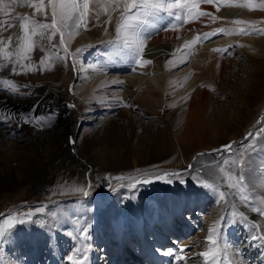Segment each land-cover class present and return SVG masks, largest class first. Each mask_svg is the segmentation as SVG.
<instances>
[{"label":"rangeland","instance_id":"374dc122","mask_svg":"<svg viewBox=\"0 0 264 264\" xmlns=\"http://www.w3.org/2000/svg\"><path fill=\"white\" fill-rule=\"evenodd\" d=\"M55 2L58 5L60 0ZM72 2L64 0L66 6ZM84 2L80 0L81 8ZM87 2L83 21H73L74 15L66 29L57 20L60 31L52 35L51 29L35 28L37 22L53 23L50 0H0V21L4 22L0 24V171L8 166L11 170L19 167L25 180L16 189L0 192V232L4 233L0 237V264H50L55 254L47 231L51 226L62 264H70L68 257L81 253L77 248L92 251L96 247L102 251L106 247L109 257H122L117 253L114 226L121 222L132 226L129 215L138 216L147 225L141 216L144 209L159 216L156 226L162 239L149 236L148 243L157 254L172 250L171 258L177 261L167 264H212V257L205 260L200 253L214 247L208 242L213 227L218 234V264H254L261 240L257 239V243L253 236L261 232L259 225L231 204L229 195L235 194L244 209L264 217L260 214L264 212V9L260 8L264 0H185L183 8L172 9L179 20L161 11L162 19L148 16L143 18L147 23L134 21L139 35L141 28L165 32L181 27L192 34L191 57H180L164 68L146 60L138 43L125 47L123 39L117 42L121 16L135 15L137 9L125 13L126 0ZM41 3V11L31 7ZM247 4H252L253 10L244 6ZM232 7L241 12L240 17L230 19L223 15L224 9ZM23 17L29 20L23 21ZM25 22L33 47H25L17 56L24 43L21 25ZM98 28H103L101 34ZM86 29L102 38L101 44H91L82 35ZM77 33L84 37L79 45L73 40ZM223 38H231L232 42L216 43ZM210 56H216L209 62L213 73L203 65L190 68L193 58L203 63ZM92 61L98 70L118 66L131 69L127 72L122 68L117 72L121 75L155 70L154 74L169 79L189 70L188 74L196 75L197 80L192 89L180 96L181 90L165 96L163 106L137 99L133 86H127L121 90L128 96L117 105L111 98L102 100L81 94L62 81L73 72L77 77L74 83L78 84L81 62ZM199 94L201 103L211 106L206 117L212 127L211 135L181 148L171 138L182 112L173 116L172 111L180 104L188 108L192 96ZM160 135H166L170 149L164 157L151 151ZM70 139L75 143H70ZM224 145H231V149L223 150ZM204 154L217 161L222 181L196 172L191 163ZM172 170L178 175L169 183L140 182ZM78 189L89 195L84 196ZM178 192L185 196L181 203L169 198ZM60 212L71 218L77 243L54 225ZM164 212L174 214L175 228L170 232L163 228ZM26 214H31V221L16 222ZM26 223L37 225L39 257L36 240L26 234L20 236L19 228ZM127 228L130 232L126 233L123 257L133 259L132 264H151L150 260H139L144 250L134 230ZM85 229L87 238L82 235ZM102 235L110 237L108 249ZM247 246L256 249L248 253ZM31 254L33 263L29 261ZM102 257L101 254L99 260L103 261Z\"/></svg>","mask_w":264,"mask_h":264},{"label":"bare ground","instance_id":"6f19581e","mask_svg":"<svg viewBox=\"0 0 264 264\" xmlns=\"http://www.w3.org/2000/svg\"><path fill=\"white\" fill-rule=\"evenodd\" d=\"M75 2L80 5V0H75ZM167 3H168V1L164 0L163 4H167ZM240 13L241 12H239L238 9L233 8V7L232 8H226L223 10V15L228 16V18H230V19L240 17L241 16ZM73 21L77 22L76 16H75ZM178 28H180V26ZM102 29L103 28H98L99 34L102 33ZM65 31L67 32V30H65ZM77 31L80 32L79 29ZM89 31H90L89 29H86V31L82 35L84 37H86V39L89 42H91V44H97L98 45L101 42L102 38L94 37V35L89 34ZM78 34L79 33H77L76 35H78ZM82 35L79 34L77 39H73V40H75L76 45H79L81 42H83V41H81V38H84V37H81ZM250 39L253 40V38H250ZM139 41L143 42L142 50L140 47H138V48L140 49L141 52H143L146 60L153 61L152 63L155 62L156 64L160 63L161 68H164L165 65L180 59V57H184L186 59L190 58L191 57L190 53H191V50L194 46L192 34H190L185 27H181V29H178L176 31H165V32H160L158 30H153V29L149 30L146 28H141L140 35H139ZM139 41L137 42L138 44H139ZM230 41L232 42L231 38H223V39H220L219 41L217 40L216 43L230 42ZM253 42H254V40H253ZM137 43H135V44H137ZM206 47H207V45H206ZM215 58H216V56H210L209 59H206L205 61L203 60L204 61L203 63H202V61H200V62L197 61L199 59L193 58V62H192L193 64L190 68L197 67L198 65L199 66L203 65L208 71H210V73H213V64H209V62L211 61V59H215ZM96 66L97 65L95 63H93V61L90 63L81 62V65L78 68L79 69L78 71L81 74V79L79 80L80 82L75 85L74 81L77 79V77L75 76V74H73V72H71L72 73L71 76L68 75V76L64 77V79L62 81L67 83L69 88L70 87H71V89L74 88L81 94H90L93 98L97 97V98H100L102 100L111 98V100L116 102L117 105L120 104L121 102H124L125 97L128 96L127 93L125 92V90H121V89L126 88L127 86L128 87L133 86V88L135 90L134 93L136 94L135 96L137 97V99H142L146 103H158V104H160V106H163V100H164L165 96L167 98L168 95L175 94V92H178L181 90L180 94H179V96H180L184 92H187L189 89H192L194 87V83L197 80V76L192 75L191 73L190 74L192 76H191V78L189 77L190 76V74H188L189 70H188V72L187 71L184 73L181 72L180 76H175V75H178V74H175V75H173L174 77H170L168 79L165 77V75L154 74V73H156L155 70L152 71L151 73H144L141 71L140 72L137 71L138 74L135 72H133V73L131 72L130 75H121L120 73L118 74L117 72L122 70V68L126 69L124 71H127V72L131 71V69H129L127 66L126 67H119L118 66L116 68L113 67L111 69L107 68L106 70H104V69L98 70V68L96 69ZM108 70H110V71H108ZM190 71H191V69H190ZM188 78H190V83H188L189 82ZM201 94L203 95V93H201ZM172 97H173V95H172ZM201 99H202V96L200 94L197 96L194 95L191 98L192 102L189 104L188 108H187V105L185 106L183 104H180L178 106V108L176 109V111H174V110L172 111L173 116L182 112V115L180 117H178V119H179L178 124H177L178 129H177V131L173 132V135L171 138V140L173 139L174 142H177V145H180L181 148H183L184 146L188 147L190 144H194V143L197 144L199 142H202L203 140H205L207 138L208 135H211L210 130L212 127L210 128V123L207 122V118H206L207 113L209 112V109L211 106H209V103H207L206 105H203V103H201ZM185 109H187V110L185 111ZM117 126H118V124H117ZM165 138H166V135H165V137L163 135L159 136L158 140L156 141L157 144L153 147V149H151V151L154 154H157L161 157L162 156L164 157L169 153L170 149L167 145V140ZM114 143L115 142H112V144H114ZM148 152H150V151H147L146 153H148ZM205 156L206 155L204 154L202 157H196L192 161L191 164L196 167V172H199L202 174L204 173V175H206V176L214 177L215 179L222 181L223 177H222L220 168L217 164V161H213L210 158L208 159ZM32 159H33V157H32ZM34 159H37L36 160L37 162L39 161L38 158H34ZM6 165L8 166V164H6ZM17 168H19V167H17ZM17 168H15L14 170H11L13 168L11 167V169H9V166H8V167H6V169L4 171H2V170L0 171V192L16 189L18 185L22 184L23 181H25L24 177H23V179L21 177V175L24 174V172L22 171L21 168H19L20 170H18ZM167 173H177L178 174V171L172 170V171L167 172ZM149 178H150V176H149ZM125 194L127 196L129 195V193H127V192ZM126 195H124V196H126ZM183 196L180 195V193L178 192L176 194L174 193L173 195L170 194L169 198L170 199L172 198L173 202H175V203H181ZM229 197H230L229 199H230L231 204H235L241 211H243L245 213V215H247L248 217L253 218V220H255V222L259 225L258 226L259 230L261 231L258 233V235H263L261 229H264V217L257 216L256 214L251 213L249 210L244 209L242 207L240 201L236 198L235 194L230 193ZM143 211L141 213V216H143L145 218L147 225L144 226L143 223H141V221H139L140 219L138 218V216L133 217V216L129 215L128 221L132 226L126 225L125 222H121V224H119L118 226L117 225L114 226L115 227L114 228L115 229V236H116L117 241H118L117 253H118V255L121 253L122 257H120V256L118 258H115L113 256L109 257V255L106 252L107 251L106 247L104 249H102V251L96 247L92 251L91 250L86 251L83 249H82L83 250L82 251V250H80L81 248H79V251H81V253H78L76 256L85 255V254L87 256V259L83 260L82 264H103V263L104 264H129L131 262V260L133 261V259H131L129 256L123 257L126 253L125 252V250H126L125 238L127 239V234L130 232L129 230H127L128 229L127 226H129L130 229L134 230V232L137 236V240L139 242V245L141 246L142 250H144V256L141 257V259H139V260H141V261L142 260H145V261L150 260L151 264H167L171 261H177L176 259L172 260L171 256H169V255L155 253V251L153 250V247H151V245L148 243V237L149 236H154L156 239L161 240L162 234L160 232H158V228L156 226L158 224V221H159L158 220L159 216L156 215V213L154 211L148 212L145 209ZM181 212H182V209L179 208L178 213L180 214ZM162 217H163V223L162 224H163L164 229H167L168 232H170L172 229L175 228V225H174V219L175 218H174L173 213H171V212L165 213L164 212ZM33 223H26V225L20 226V228H19L20 232H21L20 236H22L23 234H26L27 237H33L34 240H36V242H35V245L37 247L36 252H37V255L39 257L41 255V251L38 250L39 246H40V242H39V239L36 237L37 231L35 230V228L37 227V225L33 224ZM115 224H117V223H115ZM54 225L56 226V228L60 232H62L64 234L66 233L67 235L72 237V239H74L77 243V238L75 237L76 231L74 229V225L71 221V218H69L67 216V214L65 215L64 213H61L59 216H57V219H56ZM131 227H133V228H131ZM47 231H49V234L52 238V240H51L52 245L55 249V254L52 257V261L50 262V264H62L61 258L59 256L57 250H56V242H55V238H54L55 234L53 232V227L52 226L48 227ZM101 239H103L106 242V244L108 246L107 249H108L109 246H111V243H110L111 240H110L109 235H102ZM255 241H257V239ZM261 241H260L259 245L257 246L258 250L255 252L257 258L255 259L254 264H259L258 262H260L261 264H264V243H263L264 241H262V243H261ZM79 242H80V240H79ZM257 243H258V241H257ZM80 244L82 246L83 243L80 242ZM250 244H251V241H250ZM255 247L256 246H251L249 248L247 246L245 248V250H247V252L250 253L253 251V249ZM82 252H84V253H82ZM101 254L103 255V257H102L103 261L99 260ZM251 254H254V253H251ZM31 256H32V254L30 255L29 261H31L33 263V261H32L33 257H31ZM260 258H261V261H258ZM256 261H258V262H256ZM130 264H132V263H130Z\"/></svg>","mask_w":264,"mask_h":264},{"label":"snow or ice","instance_id":"6c2138e0","mask_svg":"<svg viewBox=\"0 0 264 264\" xmlns=\"http://www.w3.org/2000/svg\"><path fill=\"white\" fill-rule=\"evenodd\" d=\"M207 2H211V0H207ZM51 3V15L53 19L52 24H47V23H35V28H40V29H51L52 30V35H55L56 32L60 31V28H57V20H59L61 28H67L68 24L67 22L70 20H73V16H76V20L78 21H83L85 19V15L88 9V2L85 0V2L82 5V8L79 4L73 0V3L70 5H65L64 0H60L59 4L55 2V0H50ZM185 6V0H175V2H170L167 4L163 3H157V2H152V0H126V3L124 5V11L125 13L131 11V9H137V12L135 15L127 16V15H122L121 16V22L117 25V42L119 40L123 39L124 41V46L125 47H130L132 44L137 43L139 41V33L137 32V25L133 23L137 19H140L142 23H147L148 21L143 19L144 17L148 16H153L162 19V17H159V13L161 11H166L169 16L175 15L173 13L172 9L174 8H183ZM245 7H248L250 10H253L254 6L252 4H247L244 5ZM31 7L36 8L37 11H41L44 7L43 3L41 4H32ZM59 8V12L58 9ZM261 9H264V4L260 5ZM175 18L177 20L180 19L179 15H176ZM23 21H28L29 18L23 17L21 18ZM3 21H0V24H3ZM236 23H240L237 21ZM8 27H12L13 25L8 24ZM76 26H79L77 23ZM155 27V25H152ZM21 27L24 29V37L23 41L24 43L21 45L20 52L17 53V56H20L25 47L28 49H31L33 47L32 45V40L31 36L29 35L28 32V23H22ZM43 35V33H42ZM70 35V34H69ZM198 39H200L198 37ZM64 43L63 40V34H62V39H61V44ZM142 45L143 42L139 41L138 47L141 48L142 50ZM143 61H141L142 63ZM13 72L15 73V68H13ZM69 107H75L74 105H69ZM27 122V120L25 121ZM251 135V134H250ZM70 143H75L74 140L70 139ZM231 149V145H224L223 150L229 151ZM177 173H159L156 174L155 177L151 178H145L143 181H140L141 183H152L153 180H162L165 183L171 182L172 178L174 176H177ZM166 177V178H165ZM243 180V177L240 178ZM202 186L204 187H211V185L208 184H203ZM89 189L91 188V184L88 185ZM78 191L82 192L84 196H88L89 192L85 191L84 189H78ZM221 199L224 198V193H220ZM261 215H264V212L260 213ZM32 216L31 214H26L25 216L21 217L19 220H17V223H25L31 221ZM222 227V225H221ZM4 235L3 232H0V237ZM82 235L87 238V231L82 230ZM217 229L216 227H213L211 230L209 236H208V242L213 245L214 247L210 251H205L200 253L201 256L205 258V260H208L209 257H212V264H218L217 261H215V256L217 253L220 251L216 246L218 245V239H217ZM253 239H260L264 241V235H254ZM238 251V250H237ZM77 252H79V249H77ZM162 254L164 255H173L172 250L167 249L163 250ZM68 259L71 261V264H82L83 260L87 259L86 254L85 255H80V256H69Z\"/></svg>","mask_w":264,"mask_h":264},{"label":"water","instance_id":"95a60500","mask_svg":"<svg viewBox=\"0 0 264 264\" xmlns=\"http://www.w3.org/2000/svg\"><path fill=\"white\" fill-rule=\"evenodd\" d=\"M213 180H214V179H213ZM154 181H158V180H153V182H154ZM215 182L218 183L219 181H215Z\"/></svg>","mask_w":264,"mask_h":264}]
</instances>
